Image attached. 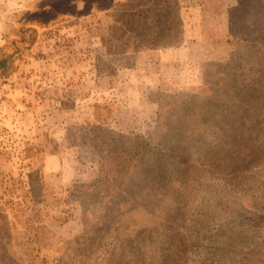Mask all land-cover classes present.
Wrapping results in <instances>:
<instances>
[{"label": "rangeland", "instance_id": "rangeland-1", "mask_svg": "<svg viewBox=\"0 0 264 264\" xmlns=\"http://www.w3.org/2000/svg\"><path fill=\"white\" fill-rule=\"evenodd\" d=\"M0 59V264H264V0H0Z\"/></svg>", "mask_w": 264, "mask_h": 264}, {"label": "trees", "instance_id": "trees-1", "mask_svg": "<svg viewBox=\"0 0 264 264\" xmlns=\"http://www.w3.org/2000/svg\"><path fill=\"white\" fill-rule=\"evenodd\" d=\"M5 67H6V60L0 59V71L3 72L5 70ZM246 149H247V147H246ZM238 157L242 158V160L245 159V158L241 157L240 155H238Z\"/></svg>", "mask_w": 264, "mask_h": 264}]
</instances>
